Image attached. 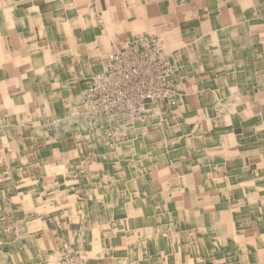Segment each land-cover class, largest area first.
Instances as JSON below:
<instances>
[{
	"label": "crops",
	"instance_id": "crops-1",
	"mask_svg": "<svg viewBox=\"0 0 264 264\" xmlns=\"http://www.w3.org/2000/svg\"><path fill=\"white\" fill-rule=\"evenodd\" d=\"M153 40L171 96L91 110L109 54ZM0 240L13 264H264V0H0Z\"/></svg>",
	"mask_w": 264,
	"mask_h": 264
},
{
	"label": "built area",
	"instance_id": "built-area-1",
	"mask_svg": "<svg viewBox=\"0 0 264 264\" xmlns=\"http://www.w3.org/2000/svg\"><path fill=\"white\" fill-rule=\"evenodd\" d=\"M108 60L84 94L98 112L137 115L146 102L171 96L172 66L159 40L112 52Z\"/></svg>",
	"mask_w": 264,
	"mask_h": 264
},
{
	"label": "bare ground",
	"instance_id": "bare-ground-1",
	"mask_svg": "<svg viewBox=\"0 0 264 264\" xmlns=\"http://www.w3.org/2000/svg\"><path fill=\"white\" fill-rule=\"evenodd\" d=\"M86 112H88V111H86ZM91 115V114H90ZM90 115H88L89 117H90ZM94 116V115H93ZM109 116H112V115H109ZM84 117H85V115H84ZM87 120V119H86ZM58 172V171H57ZM94 192V191H93ZM58 199V198H57ZM57 205V204H56ZM57 234H56V236H57V238H58V243L57 244H60L62 241L60 240L61 239V234H60V232L57 230V232H56ZM43 240H45V239H43ZM41 241H42V239H41ZM43 242V241H42ZM46 246V245H45ZM32 248V247H31ZM51 251V250H50ZM48 252H46V250H41L40 252H36L35 254H37V256H36V258L34 259V260H32L33 258L32 257H28V255L27 254H25V256H26V263L27 264H39L41 261H44V260H47L48 259V262H47V264H61V262H60V259H59V257H58V255H59V251L57 250V249H55V252H53V254L51 255V256H48V255H46ZM44 255H46V256H44ZM8 251L6 252V245H5V243H4V241H1L0 240V264H13V261L12 262H10L9 260H8ZM31 256V255H30ZM80 258H81V256H80ZM61 260H62V258H61ZM69 260V259H68ZM124 263V262H123Z\"/></svg>",
	"mask_w": 264,
	"mask_h": 264
},
{
	"label": "rangeland",
	"instance_id": "rangeland-1",
	"mask_svg": "<svg viewBox=\"0 0 264 264\" xmlns=\"http://www.w3.org/2000/svg\"><path fill=\"white\" fill-rule=\"evenodd\" d=\"M85 100V97H84ZM87 101H85L86 103ZM87 104V103H86ZM88 105V104H87ZM88 107L93 110V111H97L94 107L88 105ZM101 113V112H100ZM81 256V258H80ZM69 259V260H68ZM60 262L61 264H86L85 259L82 257L81 254L79 253H71V254H64L62 256V260L60 258Z\"/></svg>",
	"mask_w": 264,
	"mask_h": 264
}]
</instances>
